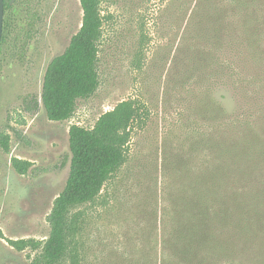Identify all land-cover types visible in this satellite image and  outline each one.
<instances>
[{
  "label": "rangeland",
  "instance_id": "rangeland-1",
  "mask_svg": "<svg viewBox=\"0 0 264 264\" xmlns=\"http://www.w3.org/2000/svg\"><path fill=\"white\" fill-rule=\"evenodd\" d=\"M21 1L0 47V264H31L39 249L10 240L49 235L47 215L69 172V127L90 128L128 99L140 116L125 160L94 200L71 208L80 228L69 252L80 264H162L173 204L203 167V141L219 131L212 107L237 105L235 74L249 78V62L231 40L219 46L201 31L207 0H101L98 86L68 119L51 121L43 76L79 29L82 9L79 0H28L33 16L25 19ZM209 51L215 62L203 59ZM220 62L234 68L222 78ZM242 108L255 109L251 101ZM14 159L29 163L23 173Z\"/></svg>",
  "mask_w": 264,
  "mask_h": 264
},
{
  "label": "trees",
  "instance_id": "trees-1",
  "mask_svg": "<svg viewBox=\"0 0 264 264\" xmlns=\"http://www.w3.org/2000/svg\"><path fill=\"white\" fill-rule=\"evenodd\" d=\"M100 2L79 0L81 25L46 67L41 100L51 121L68 119L76 100L98 86ZM205 2V19L200 13L198 22L201 31L219 46L231 40L252 73L249 78L235 74L239 96L234 108L228 109L222 101L212 107L219 131L203 141V167L173 204L170 249L162 255V264H264V0ZM203 59L215 62L210 51ZM228 69L234 68L218 64L221 78ZM249 101L255 107L252 111L242 108ZM139 116L136 101L128 99L102 113L90 128L69 127V172L47 215L49 235L44 241L10 240L18 249H39L31 264H66L67 256L71 257L67 264H80L73 249L69 252L71 238L80 228V213H71V208L94 200L124 162L131 127ZM27 164L13 160L20 173Z\"/></svg>",
  "mask_w": 264,
  "mask_h": 264
},
{
  "label": "flooded vegetation",
  "instance_id": "flooded-vegetation-1",
  "mask_svg": "<svg viewBox=\"0 0 264 264\" xmlns=\"http://www.w3.org/2000/svg\"><path fill=\"white\" fill-rule=\"evenodd\" d=\"M19 0H3V21H2V33H1V39H0V47L3 43V33L6 30V27L8 25V21H7V17H9L11 14V12L15 9V7L18 5ZM21 6V13H22V17H24L25 19H27V17L29 16H33V12L30 11L29 12V3L28 0H22L20 3Z\"/></svg>",
  "mask_w": 264,
  "mask_h": 264
},
{
  "label": "water",
  "instance_id": "water-1",
  "mask_svg": "<svg viewBox=\"0 0 264 264\" xmlns=\"http://www.w3.org/2000/svg\"><path fill=\"white\" fill-rule=\"evenodd\" d=\"M2 21H3V0H0V39H1V33H2Z\"/></svg>",
  "mask_w": 264,
  "mask_h": 264
}]
</instances>
